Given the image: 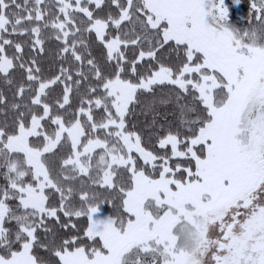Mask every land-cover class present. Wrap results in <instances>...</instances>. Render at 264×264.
<instances>
[{"label": "snow or ice", "instance_id": "1", "mask_svg": "<svg viewBox=\"0 0 264 264\" xmlns=\"http://www.w3.org/2000/svg\"><path fill=\"white\" fill-rule=\"evenodd\" d=\"M0 264H264V0H0Z\"/></svg>", "mask_w": 264, "mask_h": 264}, {"label": "rangeland", "instance_id": "2", "mask_svg": "<svg viewBox=\"0 0 264 264\" xmlns=\"http://www.w3.org/2000/svg\"><path fill=\"white\" fill-rule=\"evenodd\" d=\"M234 15H235L236 17H241V16H243V15H244V9L241 8L238 12H235Z\"/></svg>", "mask_w": 264, "mask_h": 264}, {"label": "trees", "instance_id": "3", "mask_svg": "<svg viewBox=\"0 0 264 264\" xmlns=\"http://www.w3.org/2000/svg\"><path fill=\"white\" fill-rule=\"evenodd\" d=\"M105 214H107V212Z\"/></svg>", "mask_w": 264, "mask_h": 264}]
</instances>
